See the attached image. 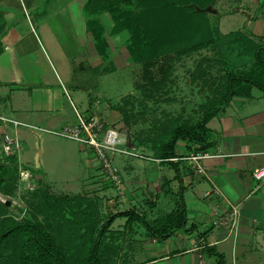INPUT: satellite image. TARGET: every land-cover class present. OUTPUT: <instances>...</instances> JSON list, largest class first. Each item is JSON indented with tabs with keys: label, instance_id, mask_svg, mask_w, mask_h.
Listing matches in <instances>:
<instances>
[{
	"label": "crops",
	"instance_id": "1",
	"mask_svg": "<svg viewBox=\"0 0 264 264\" xmlns=\"http://www.w3.org/2000/svg\"><path fill=\"white\" fill-rule=\"evenodd\" d=\"M90 1L0 0V117L37 128L0 123V135L5 133L20 140L21 150L15 160L28 168L35 185L52 195H55L49 184L52 176L57 172L72 174L74 166L78 175L71 176L81 187L77 195L89 192L90 184L97 182L98 163L92 149L75 145L73 141L67 143L75 145L73 150L57 147L54 142L60 140L39 129L56 131L73 125L74 108L87 114L89 104L104 96L101 92L103 66L110 54L104 49L114 50L130 39L126 30H114L112 15L102 10L92 14ZM223 1L212 0L208 6L215 11L208 14L217 16L218 40L233 33L221 30V20L240 12L233 7L231 11L218 13L217 7ZM250 1L251 6L264 10L261 6L264 0ZM233 3L236 6L242 1L233 0ZM98 4L103 7L101 0L91 1L90 7ZM251 8L242 11L249 17L251 31L248 36L242 32L240 38L251 45L253 63L254 49L264 38V25L256 23V12ZM112 59L115 61L114 56ZM240 67L234 66V69L242 75L252 68L248 66L244 71ZM207 127L211 131L209 153L212 157L202 161L205 175L198 174L186 159L191 151L171 162L172 165L156 166L159 182L171 190L172 196L166 197L176 196L178 201L179 195L182 196L188 231H178L163 241L144 234L143 239L135 241L138 245H147L151 257L134 264H164L177 257L191 259V264H214L213 258H205V248L221 254L224 264L229 260L230 264H264V183L253 179L254 171L264 169V94L253 89L249 98L233 97ZM177 152L179 156L183 154L181 150ZM80 156L84 175L78 164ZM155 170V165L147 169V179ZM128 171L123 170L126 186L119 192L124 197L133 195L128 190L132 185ZM104 195L101 187L95 194L86 196L100 203ZM230 206L237 212V230L229 226L214 227L216 214L230 213ZM124 211L119 209L114 213ZM125 223V218H119L113 226L126 229L127 236L136 232L134 224L137 223L129 228H125ZM111 240L118 246L121 238L114 234ZM224 247L227 252L230 247V255V252L225 254ZM122 255L123 252L119 253L120 261H124Z\"/></svg>",
	"mask_w": 264,
	"mask_h": 264
},
{
	"label": "rangeland",
	"instance_id": "2",
	"mask_svg": "<svg viewBox=\"0 0 264 264\" xmlns=\"http://www.w3.org/2000/svg\"><path fill=\"white\" fill-rule=\"evenodd\" d=\"M180 1L183 5L189 3L188 7H190L194 4L202 6L208 0ZM241 1L242 4L234 6L233 0H224L222 6L217 7L218 13L231 11L233 7L240 9L238 14L221 20V30L224 33H233L227 35L226 39L218 40L217 19H215L217 16L214 18L206 12L191 14L177 11L165 7L163 0H140V5L154 6L147 15L142 14L144 20L141 23H145L143 29H147V35H143L141 30V33H136L134 39L131 38L120 47L114 50L110 47L108 50L104 49L110 54L105 58L108 59L104 60L103 91H101L104 96L100 98L98 109L108 126L117 131L124 142L117 146L118 152L112 157L121 180V188L117 189L108 177L99 175L100 170L97 167L98 183H91L89 192L83 194H95L97 189L103 187L105 195L100 199L101 202L97 203L102 217L101 224L110 215L116 214L114 213L116 210L123 209L135 211L149 226L156 228L174 209L176 196L166 197V195L172 196L171 190L167 184L165 189V185L159 182L160 177L156 168L158 164H169V161L158 159L157 148L160 143L155 140L158 136L170 132L174 125L192 126L198 123L203 111L225 96L226 76L229 73L239 74L234 66H241V70L244 71L251 66L252 47L249 42L240 38L243 33L249 35L250 20L242 11L247 7L254 8L256 23L263 26L264 10L251 6L250 0ZM237 30L240 32L234 33ZM111 73L113 74L109 76ZM89 74L90 72L88 76ZM99 85H101L100 81ZM89 105L90 109L92 103ZM48 136L60 140L54 142L57 147L61 145L64 149L70 147L73 150L74 146L78 145L76 142H73L75 145H71L67 144L68 140ZM180 150L183 153L180 156L182 158L188 149L181 141L176 144V151ZM94 157L97 161L95 154ZM1 158L0 152V160ZM82 161L83 158L78 164L84 175ZM154 165L156 170L147 179V169H151ZM55 169L60 171L58 168ZM76 169L74 166L72 174L60 175L57 172L52 176L49 184L53 194L80 193V184L71 176L77 177ZM128 169L132 182L131 189L128 190L133 195L124 197L119 195V192H122L126 186L123 170ZM13 186L12 197L0 194L1 205H4V201H10L14 205L13 208L6 206L7 208L3 209L5 216L14 222L26 219L34 221L33 210L39 195L36 191L37 186L34 185V191H29L26 183H20L18 180ZM119 205L123 206L119 207ZM36 220L40 222V217L37 216ZM134 226L136 232H131L129 236L125 233L126 229L120 226L118 228L112 224L110 227L108 240H111L114 234L121 238L117 248L119 253L123 252L122 257L125 256L124 261L118 259L116 264L140 263L151 257L147 245H138L139 242L135 241L144 238V229L140 224ZM116 228L117 230L111 231ZM144 242L147 243V240ZM230 250L229 247V252ZM223 251L225 254L229 253L227 247H224ZM190 261L191 259L177 257L164 264H191ZM227 264H230V260Z\"/></svg>",
	"mask_w": 264,
	"mask_h": 264
},
{
	"label": "trees",
	"instance_id": "3",
	"mask_svg": "<svg viewBox=\"0 0 264 264\" xmlns=\"http://www.w3.org/2000/svg\"><path fill=\"white\" fill-rule=\"evenodd\" d=\"M101 1L102 8L99 4L97 7H90L89 3L92 14L96 10H102L112 15L114 30H126L130 39H134L136 33L142 31L143 35H147V29H143L145 23H141L144 20L142 14L147 15L149 10L154 9L153 5H140V0ZM163 1L165 7L199 14L204 12V8H207L212 0L205 1L202 6L191 4L190 7L189 3L181 4L180 0ZM261 6H264V2ZM251 66L247 74L229 73L226 76L225 96L205 109L198 123L192 126L174 125L170 132L158 136L155 140L160 143L157 148L158 159L167 161L181 158L176 151L179 141L184 142L191 153H209L212 143L211 131L207 124L217 113L233 97L249 98L253 89L264 94V38L259 40L254 49ZM1 156L0 194L12 197L13 185L18 180L16 160L7 159L2 154ZM169 164L172 165L171 162ZM36 191L39 195L33 210L34 221L26 219L14 222L4 214L3 209L7 207L0 204V264H116L119 251L115 240H107V234L113 222L119 218L126 219L125 228L131 227L133 223L140 224L146 236L158 241L166 240L178 231H188L185 230L186 214L181 195L163 223L155 228L149 226L135 211L110 215L101 224L102 217L95 199L86 195L55 196L39 186ZM37 216L40 217V222L36 220ZM204 254L206 259L213 258L214 264H224L223 256L213 248H205Z\"/></svg>",
	"mask_w": 264,
	"mask_h": 264
},
{
	"label": "built area",
	"instance_id": "4",
	"mask_svg": "<svg viewBox=\"0 0 264 264\" xmlns=\"http://www.w3.org/2000/svg\"><path fill=\"white\" fill-rule=\"evenodd\" d=\"M100 99L93 101L88 113L79 112L74 108L75 123L73 125H65L56 131L39 129L43 133L53 135L55 137L76 142L82 146H86L93 150L96 158L97 165L102 176L108 177V179L116 185L117 189L121 188V180L118 175L117 169L113 164V156L117 154V146L123 143L117 131L111 129L104 117L99 112ZM0 123L4 125H12L14 127L32 128L27 125L18 123L14 120L1 118ZM37 129V128H32ZM21 150V142L17 138L8 136L7 134L0 135V152L7 158L17 159L18 153ZM211 153H191L186 159L189 160L194 167V170L201 175H205L202 168V161L211 158ZM169 162H175L177 159L167 160ZM15 167L17 171V178L20 183H26L29 191L35 190V183L32 181V174L29 170L25 169L15 161ZM253 179L259 183H264V169H258L253 173ZM214 192L218 194L216 188ZM210 194H207V196ZM231 212L226 215L216 214L214 227L229 226V228L237 230L235 209L230 206Z\"/></svg>",
	"mask_w": 264,
	"mask_h": 264
},
{
	"label": "water",
	"instance_id": "5",
	"mask_svg": "<svg viewBox=\"0 0 264 264\" xmlns=\"http://www.w3.org/2000/svg\"><path fill=\"white\" fill-rule=\"evenodd\" d=\"M196 10H197V11H201L200 9H197V8H196ZM203 11H205V12H207V13H211V14H214V13H215V11H214L211 7H207V8H206L205 10H203ZM4 205L7 206V207H9V208H13V207H14L13 203L10 202V201H4Z\"/></svg>",
	"mask_w": 264,
	"mask_h": 264
}]
</instances>
